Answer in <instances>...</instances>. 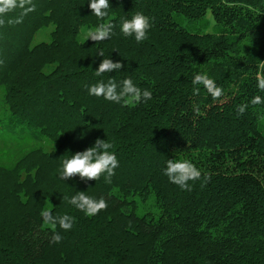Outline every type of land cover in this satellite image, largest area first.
Returning a JSON list of instances; mask_svg holds the SVG:
<instances>
[{
    "label": "trees",
    "instance_id": "trees-1",
    "mask_svg": "<svg viewBox=\"0 0 264 264\" xmlns=\"http://www.w3.org/2000/svg\"><path fill=\"white\" fill-rule=\"evenodd\" d=\"M33 3L22 23L0 26V264H264V103H251L264 100V0H109L114 34L83 44L80 28L102 22L89 0ZM136 12L151 21L140 43L120 32ZM105 58L124 67L97 77ZM196 73L223 94L195 93ZM109 77L152 99L125 107L89 94ZM97 138L114 144L111 183L62 180V160ZM169 159L201 170L190 191L164 174ZM77 191L107 209L84 215L63 199ZM44 208L75 217L57 226L60 243Z\"/></svg>",
    "mask_w": 264,
    "mask_h": 264
},
{
    "label": "clouds",
    "instance_id": "clouds-1",
    "mask_svg": "<svg viewBox=\"0 0 264 264\" xmlns=\"http://www.w3.org/2000/svg\"><path fill=\"white\" fill-rule=\"evenodd\" d=\"M88 7L102 22L95 27H82L81 43L83 44L89 38L94 42L109 39L114 34L113 30L115 28L111 20L104 19L108 16L109 0H89ZM17 10H19L18 15L9 16L10 13ZM35 10L36 5L33 0H0V26L20 24L26 15ZM150 27L149 17L141 12H136L131 19L122 18L120 32L125 37L134 35L136 42L140 43L147 39ZM98 56H104L103 50L99 51ZM123 67L124 65L120 61L114 62L110 58H105L100 61L94 72L95 76L101 77L105 73H113ZM192 84L195 86L193 91L197 94H199V86H203L213 99L219 98L223 94L222 89L216 85L214 79L207 73L194 74ZM258 86L264 91V79L259 81ZM88 91L90 95L102 96L105 100L122 104L125 107H135L142 101L152 99L151 91L148 89L142 90L131 78L123 79L121 84L118 85L114 78L109 77L107 82L101 80L88 86ZM251 103L254 105L261 104L264 103V100L260 96H255L251 99ZM246 108L247 104L239 105L238 114H242ZM112 149H114L112 142L97 138L92 146L83 151H77L71 154L70 158L62 160L61 169L59 170L60 178L65 181L72 179L74 176H79L81 180L96 181L103 175L105 183H111V178L115 175V169L119 166L117 156L114 151H111ZM164 174L181 190L188 191L191 190L189 181L194 182L202 177L201 170L187 159L167 160ZM210 178V175L205 173L203 182L206 183ZM63 199L88 217L94 216L108 207L105 198L100 197L97 199L85 194L84 191H77L76 194L71 196L64 195ZM40 215L44 224L52 230L51 243L53 244L60 243L63 239L56 231L57 226L68 231L75 222V217L72 215L54 216L50 208L42 209Z\"/></svg>",
    "mask_w": 264,
    "mask_h": 264
},
{
    "label": "rangeland",
    "instance_id": "rangeland-1",
    "mask_svg": "<svg viewBox=\"0 0 264 264\" xmlns=\"http://www.w3.org/2000/svg\"><path fill=\"white\" fill-rule=\"evenodd\" d=\"M84 27H88V26H84ZM51 26H49L48 28L44 29V30H40L39 32H37L36 36L34 37V41H44L48 39V32L50 31ZM81 38V28L78 32V40H80Z\"/></svg>",
    "mask_w": 264,
    "mask_h": 264
}]
</instances>
